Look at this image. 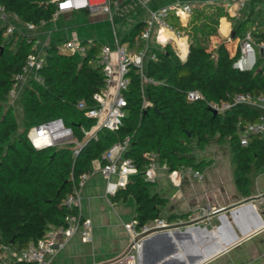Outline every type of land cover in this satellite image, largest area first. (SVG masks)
Returning a JSON list of instances; mask_svg holds the SVG:
<instances>
[{
  "label": "trees",
  "instance_id": "16d2710c",
  "mask_svg": "<svg viewBox=\"0 0 264 264\" xmlns=\"http://www.w3.org/2000/svg\"><path fill=\"white\" fill-rule=\"evenodd\" d=\"M254 1H250V13L237 23L235 37L243 36L246 32L241 33L244 21L255 12L258 14L259 7L253 11ZM55 2L0 0L3 8L15 14L19 21L34 24L50 19ZM221 14L219 11L216 17ZM199 16L201 13L196 11L186 25L194 27V18ZM261 22L256 30H250L257 42L264 41V18ZM142 24H136L122 39L133 51L141 47L138 34ZM178 24L174 23V26L181 29ZM199 24L206 28L205 23ZM3 32L1 28V243L18 251L42 237L50 226L65 223L66 215L76 208L67 207L64 199L73 192L78 175L89 171L93 160L102 163V153L125 136H129V146L124 156L132 160L136 172L129 175L125 186L110 195V199L132 197L133 220L137 228L160 216V209L168 201L152 191L153 182L144 177L150 151L157 153L158 161L165 163L168 171L181 166L196 168L202 161L195 162L190 153L191 140L200 148L210 137L218 142L227 140L234 166V183L241 191L250 183L251 171L264 167V138L253 134L246 145H240L237 138V121H254L257 111L245 104H234L225 112L216 114L208 109V102L225 101L238 92L264 94V56L256 57L252 68L238 69L233 62L239 49L230 55L223 43L208 51L204 44L191 40L186 57L180 59L171 45L164 42L153 49L154 58L147 59L143 65L145 76L153 80L144 83L143 89L138 70L130 65L121 125L114 130L100 129L96 137H90L95 119L76 108V103L83 101L91 106L93 93L104 84L101 68L95 61L98 48L92 45L84 54H66L60 52L56 40L49 41L44 51V64L38 71L44 78L43 83L30 80L19 96L22 113V128L19 129L8 92L14 74L21 70L31 51V44L19 37L13 46L14 38H7ZM193 89L200 91L203 98L188 100L186 93ZM53 118H61L71 127L73 141L35 148L27 136L29 129ZM75 141L84 142L76 155L72 152ZM175 216L170 214L167 219Z\"/></svg>",
  "mask_w": 264,
  "mask_h": 264
},
{
  "label": "crops",
  "instance_id": "0c3cea01",
  "mask_svg": "<svg viewBox=\"0 0 264 264\" xmlns=\"http://www.w3.org/2000/svg\"><path fill=\"white\" fill-rule=\"evenodd\" d=\"M250 1L116 0L111 21L101 13L91 14L86 10L64 11L55 19L50 18L37 24L34 37L39 43H33L31 50L39 49L42 42L56 40L61 46L67 39H74L84 43L86 47L96 46L98 42L99 52L102 45H110L111 42L114 44L115 37L122 40L136 24L144 23L150 12L159 6L189 2L192 7L189 15L179 18L171 13L168 19L173 25L179 22L182 37L175 39L170 32L153 25L147 40V56L143 65L153 49L159 48L164 42L171 45L180 59L186 57L191 40L204 44L208 51L223 43L229 54L233 55L238 49L241 37L234 36L231 18H236L241 9L250 6ZM257 8L258 6H253L254 11ZM196 11L201 13V16L194 18L196 25H186ZM219 11L222 14L216 17ZM107 21L110 22V34H107ZM182 23L185 25L182 26ZM199 23H205L206 28ZM257 28L255 26V30ZM161 32L164 34L163 38L160 36ZM129 50L137 51L131 48ZM29 81L30 79L23 81L17 97ZM111 89H114V83ZM230 159L231 166L222 167L213 165L214 157H201L199 160L195 159V162L202 161L199 167L181 166L175 173L170 174L162 166L164 163L157 165L159 161L156 157L151 189L168 199L159 214L170 226L157 232L172 233L178 228L186 229V225L201 227L200 230L190 231V235H172L178 249L177 255L168 264H264V167L251 171L254 176L251 178L249 175L250 183L241 191L234 183L231 151ZM100 165L99 160L91 162L90 170L87 171L88 177L79 190L81 214L91 220L90 240H83L78 233L72 235L48 264H104L128 251L129 238L123 223L133 220L134 202L128 211L120 201H127L129 196L116 200L106 196L105 178ZM194 171H199L202 177L196 176ZM116 178V175L111 177L112 180ZM250 197L251 200L247 201ZM170 214L176 216L168 220L167 216ZM257 217L262 222L260 226H257ZM208 231L213 233V237L209 236ZM164 234L160 233L151 238L149 234L143 240L140 257L130 264H150L158 258L167 246ZM15 251L13 246H10L9 251L0 249V261L14 264L12 253ZM198 259L199 263H193Z\"/></svg>",
  "mask_w": 264,
  "mask_h": 264
},
{
  "label": "built area",
  "instance_id": "2783aa9c",
  "mask_svg": "<svg viewBox=\"0 0 264 264\" xmlns=\"http://www.w3.org/2000/svg\"><path fill=\"white\" fill-rule=\"evenodd\" d=\"M116 0H56L55 9L51 14V19H55L61 12L71 10H86L91 14L101 13L110 21L112 20V10ZM192 7L189 2L175 4H164L150 12L148 19L144 21L138 34L141 41V47L136 52H130L127 42L115 37L113 46L104 44L100 47L96 64L101 68L104 76V84L100 90L93 93V104L87 106L83 101L76 103V108L83 110L87 117L95 119L90 137H96V132L100 129L114 130L122 123L126 105L124 91L128 86V70L130 65L136 67L140 76V86L146 82L153 81L150 77L145 76L143 70V61L147 50V40L150 37L154 24L159 29H164L177 39L183 36L181 29H177L168 19L171 13L181 18L183 15H189ZM42 21L40 24H42ZM185 23H182L184 26ZM37 24L32 22H21L15 14L6 11L0 4V29L3 28L5 36L18 34L24 37L27 43H39L34 36ZM48 43L42 42L39 49L31 50L24 61L21 70L14 74V81L9 89L8 97L12 101L17 97L23 81L27 79L37 83H43V76L39 74V69L44 64V51ZM255 46L263 48L264 41L257 42L251 31H246L239 40L238 56L233 62V66L238 69H250L255 65L256 55ZM60 52L66 54L78 53L84 54L86 46L84 43L67 39L58 46ZM264 56V55H263ZM148 58H154V53H150ZM114 83V89L111 85ZM188 100L202 99L200 91L193 89L186 93ZM234 104H245L257 111V117L254 121L238 120L237 138L240 145H246L248 139L253 134L264 133V94H250L238 92L231 98L221 102H208V106L213 108L216 113H223ZM28 139L35 148L53 147L56 145L66 144L73 141V132L71 127L67 126L61 118H53L40 122L32 126L28 133ZM75 147L73 154L76 155L84 142H74ZM129 146V136L113 143L101 155L103 162L100 165L102 176L105 178V194L113 195L117 189L125 186L129 175L136 172V167L132 160L124 156V152ZM149 161L145 166L144 177L146 180L153 182V169L156 165L157 153L150 151L147 153ZM163 167L167 168L166 164ZM170 174L175 170L169 171ZM88 172H82L78 175L76 182L73 183V192L68 194L64 199V204L70 208H76L64 218L65 223L52 225L45 230L42 237L36 241L29 242L25 247L12 253L14 264H48L50 259L64 246L65 242L74 234L87 241L91 237V220L83 216L80 210L79 190L88 177ZM198 177H202L199 171H194ZM116 175V180L111 177ZM129 238L128 251L104 264H130L136 262L141 255L143 240L153 231H160L169 228V223L161 216L136 227L135 221L131 220L123 223ZM0 249L10 250V245L0 244ZM0 264H4L0 261Z\"/></svg>",
  "mask_w": 264,
  "mask_h": 264
},
{
  "label": "rangeland",
  "instance_id": "374dc122",
  "mask_svg": "<svg viewBox=\"0 0 264 264\" xmlns=\"http://www.w3.org/2000/svg\"><path fill=\"white\" fill-rule=\"evenodd\" d=\"M240 1V0H238ZM257 1V2H256ZM252 3V5L258 6L260 9L258 10V14L255 12V14L251 15L247 20L244 21L243 23V33L244 31L247 30H255L256 28L259 27L262 22L261 20L264 18V0H256ZM256 3V4H254ZM254 11V9H253ZM247 12L250 13V7L248 6L247 8L241 9L240 13L236 14V18H231L232 21V30L235 29L237 23L244 19L246 15L248 14ZM247 13V14H246ZM257 14V17H256ZM256 18V20H255ZM234 19V20H233ZM223 25H225L224 22H222ZM111 33V27H110V22L107 21V34ZM7 38L13 37L14 42L13 46L16 45V42L18 41L19 37L18 34H11L6 36ZM111 46H113L112 42L109 43ZM32 47V45H31ZM96 47H99V43L97 42ZM255 55L256 57H260L264 55L263 48L255 46ZM99 54V52H98ZM20 96V95H19ZM19 96L15 99L14 103L12 104L13 107V112L16 115L17 122H18V128H22V113H21V106H20V101H19ZM11 102V100H10ZM93 130H90L89 133H92ZM264 138V133L260 134ZM189 147H190V153L192 156L195 157L196 160H199L201 157L203 158H212L214 157V166H222V167H229L231 166V159H230V147L228 144L227 140L223 141H216L215 138L210 137L208 142L204 145L203 148H200L196 141L191 140L189 142ZM217 158H216V157ZM160 162H158L157 165L160 166ZM162 165V164H161ZM163 166V165H162ZM251 178H253L254 174L251 172L250 174ZM122 204H124V207L129 211L132 207L133 204V199L132 197L129 196V199L127 201H120ZM134 208V207H133Z\"/></svg>",
  "mask_w": 264,
  "mask_h": 264
},
{
  "label": "water",
  "instance_id": "95a60500",
  "mask_svg": "<svg viewBox=\"0 0 264 264\" xmlns=\"http://www.w3.org/2000/svg\"><path fill=\"white\" fill-rule=\"evenodd\" d=\"M208 109L213 114H216V111L213 108H211V107L208 106ZM188 135H189V133H188ZM251 198L252 197H250V198H248L246 200L249 201V200H251ZM257 221L259 222V223H257L258 224L257 226H260L259 224H261L262 222L259 219V217H257ZM182 226H184V225H182ZM188 226L189 225H186V227H184L186 229H183V230H181V229L178 228V229L174 230L172 233L171 232H168V231H165V232L153 231L152 233H150V235H149L150 238L153 237V236H155V235H157V234L165 233L164 235L166 237V242H167V246H166L164 252L158 258H155L154 261H151L150 264H161V263L162 264H168V262L170 260H172L175 257V255H177V253H176L177 251L176 250L178 249V247H177V244H176V242H175V240H174V238L172 236L173 234L174 235H177L179 233H186V234L190 235V231H192V230H195L196 231V230H200L201 229V227H199L198 225L197 226L191 225L190 227H188ZM208 234H209L210 237H213V233L212 232H209L208 231ZM200 259H198V261H195L193 263H199L200 262ZM160 260H162V261H160Z\"/></svg>",
  "mask_w": 264,
  "mask_h": 264
},
{
  "label": "bare ground",
  "instance_id": "6f19581e",
  "mask_svg": "<svg viewBox=\"0 0 264 264\" xmlns=\"http://www.w3.org/2000/svg\"><path fill=\"white\" fill-rule=\"evenodd\" d=\"M162 38L164 37V34L161 32V35H160Z\"/></svg>",
  "mask_w": 264,
  "mask_h": 264
}]
</instances>
